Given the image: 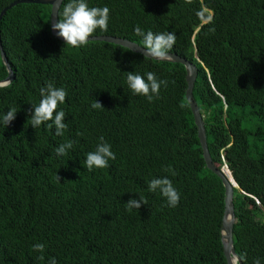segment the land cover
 <instances>
[{"label": "trees", "instance_id": "trees-1", "mask_svg": "<svg viewBox=\"0 0 264 264\" xmlns=\"http://www.w3.org/2000/svg\"><path fill=\"white\" fill-rule=\"evenodd\" d=\"M12 1L0 0V13ZM86 2L110 9L108 30L92 36L142 45L136 26L176 34L170 53L198 69L193 97L212 160L227 164L240 188L233 200L235 251L242 264L255 258L264 264V0ZM202 5L211 23L201 25ZM50 14L49 4L19 3L0 23L15 75L0 86V116L17 109L8 127L0 123V264H48L53 257L57 264H228L225 188L203 157L185 66L105 41L65 45L52 34ZM149 71L168 81L152 102L126 83L127 72L146 79ZM8 73L0 51V81ZM49 81L67 92L57 108L65 112L62 136L55 127L30 125L31 103ZM95 100L105 108L93 109ZM101 136L116 159L89 171L82 162ZM69 140L73 149L58 157L55 148ZM162 177L178 190V206L148 190L150 180ZM140 195L148 205L129 212L125 203ZM36 243L45 245L44 260L36 258Z\"/></svg>", "mask_w": 264, "mask_h": 264}, {"label": "clouds", "instance_id": "clouds-1", "mask_svg": "<svg viewBox=\"0 0 264 264\" xmlns=\"http://www.w3.org/2000/svg\"><path fill=\"white\" fill-rule=\"evenodd\" d=\"M193 0H185V3L191 4ZM57 22H50L51 30L56 32L58 37L63 38L65 45L79 48L88 43L89 37L99 28L100 31L108 30V22L110 18V9L104 7H89L86 0H70L64 4L62 13H59ZM197 16L201 25L211 23L213 15L205 7H201L197 11ZM214 31V29H210ZM134 32L142 38V54L145 57L152 59L166 60L170 58L169 53L176 43V34L174 32L153 33L152 31L145 32L139 26H136ZM129 50L135 51L133 47ZM145 76L135 72H127L126 83L132 94L144 96L149 102H152L154 97H159L161 85L167 87L168 81L158 80L156 75L149 71ZM40 97L38 103H31L33 109H30V125L34 128H39L42 124H46L48 129L55 127V135L62 136L67 129L65 120V112L57 111L58 104L65 102L67 92L63 87H56L52 82H47L44 87L39 89ZM182 109L188 107L187 104L181 102L179 105ZM91 107L93 109H103L104 105L95 100ZM17 109L11 108L6 114L0 116V123L6 128L12 121L16 119ZM28 120V121H29ZM50 122V123H49ZM78 135H81L78 133ZM74 141H67L59 144L55 148V154L59 156L67 155L69 149H73ZM116 154L111 150V145L105 141L104 137L99 138L95 150L90 151L86 155V159L82 162L87 170L92 171L94 168H106L109 166V160H115ZM227 165V164H226ZM225 166V165H224ZM166 172H175L170 166L165 167ZM59 177V175H58ZM148 190L150 192L159 191L160 195L166 198L167 206L176 207L180 201V194L173 186L172 181L167 177L154 178L148 182ZM142 205H148L147 199L140 195L139 199L131 198L125 203L126 209L130 212L132 209H140ZM33 250L41 253L36 257L39 260H44L43 252L45 245L36 243L32 245ZM48 264H57L55 257L48 261ZM253 264H260V259L255 258Z\"/></svg>", "mask_w": 264, "mask_h": 264}, {"label": "water", "instance_id": "water-1", "mask_svg": "<svg viewBox=\"0 0 264 264\" xmlns=\"http://www.w3.org/2000/svg\"><path fill=\"white\" fill-rule=\"evenodd\" d=\"M64 0H14L12 1L9 6L2 9L0 13V23L2 20V17L6 13V11L19 4V3H41V4H49L51 5V14H50V21L57 22L58 21V13L59 9L62 5V2ZM52 34L64 42L63 38L58 37L56 35V32L51 30ZM89 41H105L109 43H113L116 45H120L122 47L128 48L133 47L136 50L133 52L142 54V46L139 44L130 41L128 39L119 38L115 36H109V35H100V36H90ZM88 41V42H89ZM0 51L2 55V59L4 61V64L6 65L8 69V76L5 80L0 81V86L8 85L10 82L13 81L15 78V75L13 73V70L9 64V61L7 59L6 53L3 49L1 37H0ZM132 51V50H131ZM143 55V54H142ZM170 58L166 60H159V61H170V62H178L185 66L186 69V81H187V88H186V99L190 106V109L192 111V114L194 116L195 125L198 128V138L201 144V148L203 150V157L206 162V166L208 169H210L213 173H215L217 176H219L222 179L224 188H225V212L223 216V223H222V243L224 246V254L227 260L228 264H242V261L238 254L235 251L234 247V240H233V234H234V224H235V206H234V191L235 189H239L238 184L236 183L234 177L231 179L228 172H226L225 167H228L227 165L219 168L217 165L214 164L209 148L207 143V136H206V129L205 124L203 121V116L201 114V111L193 97V90L195 86V82L197 79L198 69L195 64L187 60L186 58L175 54V53H169ZM150 58V57H147ZM152 59V58H151Z\"/></svg>", "mask_w": 264, "mask_h": 264}, {"label": "bare ground", "instance_id": "bare-ground-1", "mask_svg": "<svg viewBox=\"0 0 264 264\" xmlns=\"http://www.w3.org/2000/svg\"><path fill=\"white\" fill-rule=\"evenodd\" d=\"M227 169H228V167H226ZM229 171V170H228ZM229 173H230V178L232 179L233 178V175L231 174V172L229 171Z\"/></svg>", "mask_w": 264, "mask_h": 264}]
</instances>
